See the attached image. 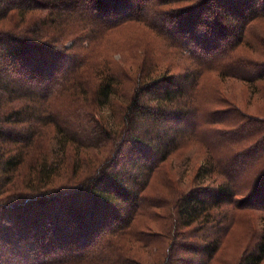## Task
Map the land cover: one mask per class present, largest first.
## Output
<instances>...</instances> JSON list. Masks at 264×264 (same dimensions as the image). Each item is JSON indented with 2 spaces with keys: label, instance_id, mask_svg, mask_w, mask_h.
I'll return each mask as SVG.
<instances>
[{
  "label": "trees",
  "instance_id": "16d2710c",
  "mask_svg": "<svg viewBox=\"0 0 264 264\" xmlns=\"http://www.w3.org/2000/svg\"><path fill=\"white\" fill-rule=\"evenodd\" d=\"M257 22L264 0H0V264H213L250 211L234 264L264 262ZM195 144L182 191L163 163Z\"/></svg>",
  "mask_w": 264,
  "mask_h": 264
},
{
  "label": "rangeland",
  "instance_id": "374dc122",
  "mask_svg": "<svg viewBox=\"0 0 264 264\" xmlns=\"http://www.w3.org/2000/svg\"><path fill=\"white\" fill-rule=\"evenodd\" d=\"M262 29L264 30V22H257L250 27L251 33H254V34H258L260 30ZM128 30L129 29L127 30L125 29L124 37L128 33ZM114 37L115 36H113V38ZM117 37L120 39V37L122 36L118 35ZM114 57L118 58L119 53L114 54ZM192 147L197 148V149L199 148L198 145L196 144L190 145V146L187 145L185 148H182L181 150H179V152H177L175 155H173L171 158H169L163 163L166 165L165 168L167 169L168 176H170L174 182H177V185L179 186L178 188L181 189L182 191L183 190L186 191V188L194 185L193 170L192 168H188V161H187L188 159L186 156V154L189 152L190 148ZM200 149H201V146L199 150ZM152 185L154 186V189L152 190L150 194L151 197H156V195L159 193L167 192V190L164 188L163 178L161 174L155 175L152 178ZM166 198L168 199V197ZM220 210H225V207H222ZM252 212L254 214H260L258 211H250V213H248L247 215L248 216L251 215ZM216 214L218 215V217L223 216V213L221 211L220 212L216 211ZM248 216L243 218V222H241L240 224L234 225L231 228V234H229L225 238L226 250L223 249L221 253L218 254L217 260L213 264H234V260L237 254H236V250L233 253H232V250L235 248V245L238 243L239 238H242V239L245 238V228L249 221ZM219 224L210 223V224L202 225V223H199V222L194 223L191 226L193 228L191 232L189 233V237H187L186 239L187 242L189 243L194 242L197 244H202L204 239H209L219 233V229H218ZM222 226L228 227L229 220H227V222H225L224 225ZM261 226L262 225L259 222L255 224V227L257 230H260ZM222 238H224V235L222 236ZM178 242H181V240H179ZM181 252L182 253L184 252L183 249H181ZM185 256H188V255H185ZM176 264H179V263L177 262ZM261 264H264V262H262Z\"/></svg>",
  "mask_w": 264,
  "mask_h": 264
}]
</instances>
